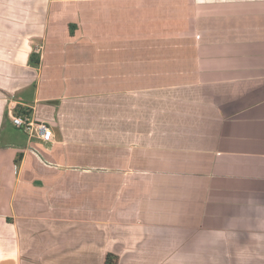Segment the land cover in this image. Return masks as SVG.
Masks as SVG:
<instances>
[{
    "label": "crops",
    "instance_id": "0c3cea01",
    "mask_svg": "<svg viewBox=\"0 0 264 264\" xmlns=\"http://www.w3.org/2000/svg\"><path fill=\"white\" fill-rule=\"evenodd\" d=\"M209 1L0 0V264L264 258V0Z\"/></svg>",
    "mask_w": 264,
    "mask_h": 264
},
{
    "label": "built area",
    "instance_id": "2783aa9c",
    "mask_svg": "<svg viewBox=\"0 0 264 264\" xmlns=\"http://www.w3.org/2000/svg\"><path fill=\"white\" fill-rule=\"evenodd\" d=\"M11 117L14 126L25 131L29 138L37 137L43 142L53 141V131L46 122H38L28 114L17 115L11 112Z\"/></svg>",
    "mask_w": 264,
    "mask_h": 264
},
{
    "label": "trees",
    "instance_id": "16d2710c",
    "mask_svg": "<svg viewBox=\"0 0 264 264\" xmlns=\"http://www.w3.org/2000/svg\"><path fill=\"white\" fill-rule=\"evenodd\" d=\"M31 60L34 61L36 64L39 63V59L38 56L34 53L31 56ZM16 113L19 114H26V112H24V110H22L21 107L18 106ZM28 114V113H27ZM106 264H118V258L113 256V255H109L106 259Z\"/></svg>",
    "mask_w": 264,
    "mask_h": 264
},
{
    "label": "rangeland",
    "instance_id": "374dc122",
    "mask_svg": "<svg viewBox=\"0 0 264 264\" xmlns=\"http://www.w3.org/2000/svg\"><path fill=\"white\" fill-rule=\"evenodd\" d=\"M209 2H211V3H209V4H214V3L216 2V0H210ZM209 7H210V6H209ZM241 8H242V9H245L244 6H242ZM152 9H153V7H152ZM83 10H84V11L87 10L86 7H84ZM202 12H205V11L203 10ZM234 264H237V263L234 262ZM238 264H239V263H238ZM255 264H256V263H255ZM257 264H264V258H260V259L257 261Z\"/></svg>",
    "mask_w": 264,
    "mask_h": 264
}]
</instances>
